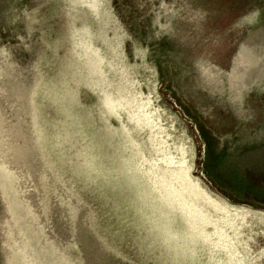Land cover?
Listing matches in <instances>:
<instances>
[{"label": "rangeland", "instance_id": "rangeland-1", "mask_svg": "<svg viewBox=\"0 0 264 264\" xmlns=\"http://www.w3.org/2000/svg\"><path fill=\"white\" fill-rule=\"evenodd\" d=\"M261 25L264 0H0V264H264Z\"/></svg>", "mask_w": 264, "mask_h": 264}, {"label": "water", "instance_id": "water-1", "mask_svg": "<svg viewBox=\"0 0 264 264\" xmlns=\"http://www.w3.org/2000/svg\"><path fill=\"white\" fill-rule=\"evenodd\" d=\"M250 50H256L260 58L264 59V25L259 26L256 30L255 29L251 30L249 35H247L246 39L242 42L239 53L241 55L240 57L241 61L243 60L244 55L248 54ZM1 242H2L1 249L3 250L4 253H8L9 250L13 249V247H11V244L6 243V241H1ZM48 264H57V263L48 262Z\"/></svg>", "mask_w": 264, "mask_h": 264}]
</instances>
